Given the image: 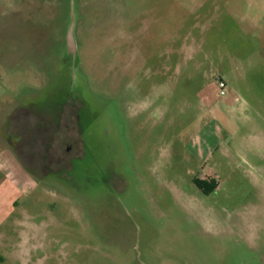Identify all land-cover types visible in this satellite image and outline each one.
Listing matches in <instances>:
<instances>
[{"label": "rangeland", "instance_id": "1", "mask_svg": "<svg viewBox=\"0 0 264 264\" xmlns=\"http://www.w3.org/2000/svg\"><path fill=\"white\" fill-rule=\"evenodd\" d=\"M0 264H264V0H0Z\"/></svg>", "mask_w": 264, "mask_h": 264}, {"label": "water", "instance_id": "2", "mask_svg": "<svg viewBox=\"0 0 264 264\" xmlns=\"http://www.w3.org/2000/svg\"><path fill=\"white\" fill-rule=\"evenodd\" d=\"M68 45H69V50L73 51L75 48V43H74L72 29H70V31L68 33Z\"/></svg>", "mask_w": 264, "mask_h": 264}, {"label": "built area", "instance_id": "3", "mask_svg": "<svg viewBox=\"0 0 264 264\" xmlns=\"http://www.w3.org/2000/svg\"><path fill=\"white\" fill-rule=\"evenodd\" d=\"M220 93L222 95H226L227 94V89L225 88V86L221 88Z\"/></svg>", "mask_w": 264, "mask_h": 264}]
</instances>
